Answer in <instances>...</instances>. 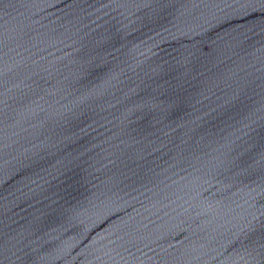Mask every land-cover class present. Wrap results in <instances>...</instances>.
Listing matches in <instances>:
<instances>
[{
  "label": "water",
  "instance_id": "water-1",
  "mask_svg": "<svg viewBox=\"0 0 264 264\" xmlns=\"http://www.w3.org/2000/svg\"><path fill=\"white\" fill-rule=\"evenodd\" d=\"M0 264H264V4L0 0Z\"/></svg>",
  "mask_w": 264,
  "mask_h": 264
},
{
  "label": "snow or ice",
  "instance_id": "snow-or-ice-1",
  "mask_svg": "<svg viewBox=\"0 0 264 264\" xmlns=\"http://www.w3.org/2000/svg\"><path fill=\"white\" fill-rule=\"evenodd\" d=\"M249 3H255V2H260L264 4V0H248Z\"/></svg>",
  "mask_w": 264,
  "mask_h": 264
}]
</instances>
